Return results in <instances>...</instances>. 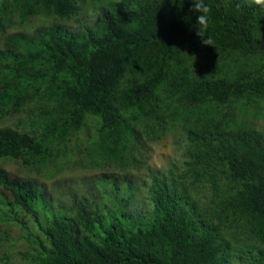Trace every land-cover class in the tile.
<instances>
[{
  "label": "trees",
  "instance_id": "1",
  "mask_svg": "<svg viewBox=\"0 0 264 264\" xmlns=\"http://www.w3.org/2000/svg\"><path fill=\"white\" fill-rule=\"evenodd\" d=\"M205 2L214 47L195 35L198 13L191 0L121 3L103 8L94 25L78 30L51 24L7 35L0 49V116L25 118L21 130L0 129V160L40 171L94 118L91 153L122 163L135 127L162 123V105L171 110L174 104L173 113L182 110L189 144L183 177L199 182L207 176L216 186L209 172L220 168L238 188L220 199L216 220H243L264 245V134L232 129L229 120L203 110L262 97L264 75L250 78L239 69L232 79L199 78L184 63L187 51L264 61V10L242 0ZM6 12L22 23L33 16L68 21L77 8L74 0H0V16ZM99 182L110 185L102 196L73 198L66 212H50L34 181L0 168V248L26 264H231L216 231L200 226L164 178L151 179L149 217L131 212L123 197L107 203L110 192L131 191L128 176L121 183L115 176ZM255 264H264V257Z\"/></svg>",
  "mask_w": 264,
  "mask_h": 264
},
{
  "label": "rangeland",
  "instance_id": "2",
  "mask_svg": "<svg viewBox=\"0 0 264 264\" xmlns=\"http://www.w3.org/2000/svg\"><path fill=\"white\" fill-rule=\"evenodd\" d=\"M157 0H74L77 8L71 20H62L55 16L29 17L21 22L19 15L6 12L0 16V49L7 35L24 32L32 33L36 28L51 24H62L70 30L92 26L101 18L105 7L124 3L134 6L139 2ZM184 63L190 72L199 78L232 79L237 71L243 70L246 76L256 78L264 75V61L258 57H244L238 54H218L216 52L187 51ZM171 110L162 105L163 121L141 122L135 127L134 135L127 144L122 163H109L92 154L90 147L97 127V120L91 119L68 140L65 151L54 163H48L40 171L27 172L19 163L11 159L0 160V168L9 174L34 181L44 194V202L50 212H66L72 206L73 198H86L92 193L102 196L104 187L99 180L104 176H115L118 183L123 177L130 178L131 191L121 192L120 196L110 192L106 196L107 203L120 201V197L128 200L127 208L142 217H149L153 211V202L149 187L153 176L164 178L173 191L181 195L182 204L192 208L193 214L201 227L216 231L218 242L223 253L231 264H255L259 256L264 257V245L250 232L248 225L240 219L230 217L218 223L215 214L220 210V199L232 194L238 184L225 178L220 168L209 173L216 178V186L209 177L199 182H192L183 177L188 161V140L184 129L181 109L172 104ZM211 118L229 120L232 129H254L264 134V95L262 97L243 96L228 104H210L203 109ZM188 113V112H187ZM185 113L189 122L193 116ZM24 114L0 116V129L11 128L21 130L20 123ZM189 126V123L187 124ZM124 189V188H122ZM26 245V242H20ZM19 246L22 248V246ZM17 252V249H15ZM0 264H26L19 260L13 252L0 248Z\"/></svg>",
  "mask_w": 264,
  "mask_h": 264
},
{
  "label": "clouds",
  "instance_id": "3",
  "mask_svg": "<svg viewBox=\"0 0 264 264\" xmlns=\"http://www.w3.org/2000/svg\"><path fill=\"white\" fill-rule=\"evenodd\" d=\"M181 2L183 3V0H181ZM242 3L255 4L259 6L261 10H264V0H242ZM191 4V11L193 13H198V15H196L195 25L193 26L195 29V35L200 38L202 45L214 47L215 42L208 34L211 13L210 6L205 2V0H191Z\"/></svg>",
  "mask_w": 264,
  "mask_h": 264
}]
</instances>
